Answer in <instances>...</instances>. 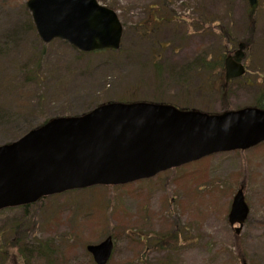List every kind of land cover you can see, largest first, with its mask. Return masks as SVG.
<instances>
[{
	"label": "rangeland",
	"instance_id": "1",
	"mask_svg": "<svg viewBox=\"0 0 264 264\" xmlns=\"http://www.w3.org/2000/svg\"><path fill=\"white\" fill-rule=\"evenodd\" d=\"M27 1L0 0V145L17 141L47 119L82 115L109 100L161 96L180 109L204 113L223 110L226 99L233 109L257 102L264 84V0L252 17L246 75L225 87L226 99L221 94L225 70L219 65L210 73L197 70L196 58L224 60L237 49L233 41L248 38L247 0H98L117 11L123 46L82 55L64 40L44 43ZM94 187L0 210V264H19L14 245L48 240L59 253L74 243L69 264H95L86 247L108 235L115 239L108 264H242L228 222L241 187L250 207L240 234L245 260L264 264V142L129 185ZM90 213L107 217L106 226L84 225ZM79 220L82 231L67 234L77 231L71 223ZM121 221L125 227L120 229ZM30 264L49 263L41 258Z\"/></svg>",
	"mask_w": 264,
	"mask_h": 264
},
{
	"label": "water",
	"instance_id": "2",
	"mask_svg": "<svg viewBox=\"0 0 264 264\" xmlns=\"http://www.w3.org/2000/svg\"><path fill=\"white\" fill-rule=\"evenodd\" d=\"M252 9L258 0H248ZM37 31L46 43L67 40L84 52L120 47L123 25L115 10L97 0H29ZM245 43L226 58V79L245 72ZM264 140V110L248 107L209 115L150 102H112L82 116L57 117L0 146V209L96 184L116 185L215 152L246 149ZM249 207L242 189L229 214L240 233ZM106 264L112 237L89 245ZM243 264H246L245 262Z\"/></svg>",
	"mask_w": 264,
	"mask_h": 264
},
{
	"label": "trees",
	"instance_id": "3",
	"mask_svg": "<svg viewBox=\"0 0 264 264\" xmlns=\"http://www.w3.org/2000/svg\"><path fill=\"white\" fill-rule=\"evenodd\" d=\"M248 11H249V18L251 19V22L249 25V30H248L249 34H250L253 32V28H254V26L251 25L252 17L254 16V14H256V12H253L250 9V7H249ZM224 36H225V34H224ZM246 42L251 44L252 43L251 37H250V39H247ZM219 50H221V49H219ZM104 52H114V51L113 50H106ZM93 53H96V52H91L89 54H93ZM220 53H222V52H220ZM219 57L214 62H210L206 59V57L200 56V57L196 58L197 64L195 65V68L197 70L202 69L205 72L210 73L213 68H216L218 65L221 66V59ZM155 65H159L158 62H155ZM157 73L159 74L158 71H157ZM222 89L223 90H221V94H222L223 98L226 99L227 92H226V88L224 85H222ZM155 100H156V102H163V99L161 96H156ZM227 100L228 99L223 100L224 101V107H225L224 110H228V108H229ZM256 106L264 108V84L261 85L260 92L257 96ZM48 120H45L43 122V124L45 122H47ZM226 208H228V207H225V208H223V210H221L222 214H223V212H225ZM106 218L107 217L94 216L93 215L88 220H84V225H89V228H94L98 225L96 230H101L104 226H106L105 220H104ZM51 224H53V223H51ZM71 224H74L77 226L76 227L77 231L75 229H72L67 234L75 235L78 231L79 232L82 231L81 229H83V227H82L83 223H81V220L74 222V223H71ZM19 229L20 228L18 226L17 230H19ZM17 230H15V231H17ZM74 231H75V233L71 234ZM50 241H52V240L46 241L48 243H38V246H34L30 243L26 244L27 246L24 245L23 247H19V246H17V244L14 245L16 247L17 253H18V263L19 264H30V262L34 261L35 259L39 260L41 258H45V260L49 264H69L71 259L75 256V245H74V243L65 244L64 245V252L59 253V252H57V248L55 245L51 246ZM234 241H235V246L237 249V254L239 256H241L242 261H244L245 257H246V253H245L243 245H242L241 235L234 234ZM32 242H36V241L32 240ZM14 244H15V241H14ZM32 254L34 255L33 257H31ZM64 254L67 255V258L65 261L62 259Z\"/></svg>",
	"mask_w": 264,
	"mask_h": 264
}]
</instances>
